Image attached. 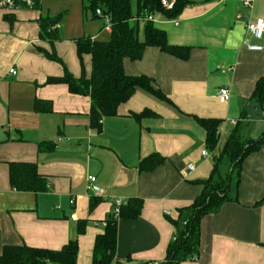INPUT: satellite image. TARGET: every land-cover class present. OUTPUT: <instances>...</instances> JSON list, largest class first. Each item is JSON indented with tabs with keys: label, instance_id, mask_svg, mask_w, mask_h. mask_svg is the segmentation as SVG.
<instances>
[{
	"label": "crops",
	"instance_id": "0c3cea01",
	"mask_svg": "<svg viewBox=\"0 0 264 264\" xmlns=\"http://www.w3.org/2000/svg\"><path fill=\"white\" fill-rule=\"evenodd\" d=\"M244 1L188 0L172 18L154 11L151 23L164 30L169 44L187 46V57L148 46L123 66L127 75L151 78L170 102L137 88L114 115L102 117L100 129L90 125L88 96L48 79L61 77L64 67L75 77L81 74L76 40L109 38L104 19L84 11L87 0H40L35 8L0 10V244L57 250L76 240V264H94L102 220L119 197L129 203L116 219L108 264L163 261L174 235L168 217L177 218L179 208L200 193L194 181L208 178L218 158V171L228 173L229 161L222 166L227 158L219 153L234 127L239 124L244 139L264 135L263 108L251 98L264 76V34L250 39L260 51L243 44L246 21L264 20V0H251L250 8ZM47 16L59 18L53 40L40 35ZM130 22L143 35L147 21ZM82 59L88 74L90 56ZM221 86L230 90L226 103L216 97ZM196 117L220 120L213 150ZM204 149L207 156L201 155ZM150 154L162 162L139 169ZM11 162L34 163L46 180L44 189H15ZM188 163L194 164L190 171ZM88 176L95 177L93 189H87ZM198 248L196 258L177 264H264V143L244 158L219 209L201 218Z\"/></svg>",
	"mask_w": 264,
	"mask_h": 264
},
{
	"label": "trees",
	"instance_id": "16d2710c",
	"mask_svg": "<svg viewBox=\"0 0 264 264\" xmlns=\"http://www.w3.org/2000/svg\"><path fill=\"white\" fill-rule=\"evenodd\" d=\"M188 3V0H175L171 10L161 8L159 0H87L83 8L92 16L100 8L108 14L111 22L109 38L105 40L80 37L76 40V51L82 67L78 77L73 76L65 67L59 78H50L48 82L65 83L68 90L74 94L88 96L90 99L89 118L90 125L100 129L101 119L116 113L120 103L127 100L137 89L141 88L155 97L169 101L168 98L153 85V81L146 75H127L124 71L125 58L136 60L141 57L144 49L155 46L162 51L180 57H187V46L171 45L167 42L164 30L155 27L147 21L143 29V38L138 37V28L131 24V20L142 17L154 11L162 12L166 17H175ZM57 17H43L40 21V35L48 39L56 38ZM90 56L91 69L88 74L83 67V55ZM50 59L59 60L53 54L47 55ZM251 98L257 101L264 111V76L255 83ZM170 102V101H169ZM148 113L144 110L137 116ZM197 122L206 131V147L214 149L218 142L217 118H199ZM237 124L224 142L220 157L225 156L229 161V171L222 176L218 171V160L213 165L210 176L203 180H195L201 185L200 193L188 206L179 208L177 218L168 217L174 226V239L169 243L166 257L158 264H177L186 259H194L199 253L200 221L208 213L215 212L228 198L232 179L239 178L242 161L249 154L257 151L264 143V135L258 139H244ZM47 146V145H45ZM43 144H40V148ZM163 158L158 154H150L140 161L139 169H152ZM10 183L15 189L22 191H39L44 189L46 180L34 163H9ZM130 201V200H129ZM92 199L90 208L95 204ZM126 202L121 207L120 216ZM140 205L128 214L135 217ZM116 244V219L107 218V225L103 234L96 237L94 264H108L113 257ZM77 241L70 240L62 248L53 250L47 248L31 247L25 243L0 244V264H76ZM100 262V263H99Z\"/></svg>",
	"mask_w": 264,
	"mask_h": 264
},
{
	"label": "built area",
	"instance_id": "2783aa9c",
	"mask_svg": "<svg viewBox=\"0 0 264 264\" xmlns=\"http://www.w3.org/2000/svg\"><path fill=\"white\" fill-rule=\"evenodd\" d=\"M160 1V6L161 8L165 10H171L174 7L175 0H159ZM40 0H0V10L5 11V12H14L17 9L20 8H35L39 4ZM243 5L245 7L250 8L252 6L251 0H245L243 2ZM95 13L97 16H101L104 19V25L103 29L107 32L111 31V22H110V17L108 14L103 13V11L100 8H97L95 10ZM237 17H240L238 15ZM138 19H142L144 21H153L154 16L153 13L145 14L142 17H138ZM178 22L175 21V24ZM245 29L246 33L243 37V44L246 46L247 49L252 50V51H260L263 49V47L259 44H254L251 43L250 39L251 38H256L260 39L263 34H264V20L262 18H256L254 20L248 19L245 23ZM233 67L229 66L227 69L224 70H232ZM9 73L14 74L16 71L14 68H10L8 70ZM216 97L219 102L221 103H226L229 98H230V90L227 86H221L216 90ZM232 124H236V120H231L230 121ZM208 150L204 149L201 152L202 156H207ZM194 168L193 163H188L187 164V170H192ZM88 184H87V189H93L92 183L95 180V177L93 176H88L87 177ZM126 200L123 198H114L113 203H112V211L109 215V218L117 219L120 216L121 212V207L126 204ZM102 224L104 226L107 225V218L102 220ZM174 239V237H173ZM157 264V263H156Z\"/></svg>",
	"mask_w": 264,
	"mask_h": 264
},
{
	"label": "rangeland",
	"instance_id": "374dc122",
	"mask_svg": "<svg viewBox=\"0 0 264 264\" xmlns=\"http://www.w3.org/2000/svg\"><path fill=\"white\" fill-rule=\"evenodd\" d=\"M88 18H89V17H88ZM102 25H104V23H103ZM103 35H106V33L103 34ZM103 37H104V36H103ZM142 37H143V35H140V34H139V38L142 39ZM222 145H223V144H222ZM227 161H228L227 159H224V161L222 162L221 165L224 166V165L226 164Z\"/></svg>",
	"mask_w": 264,
	"mask_h": 264
}]
</instances>
